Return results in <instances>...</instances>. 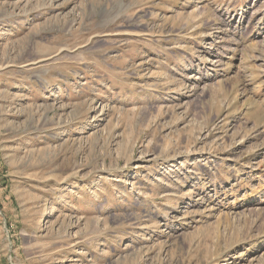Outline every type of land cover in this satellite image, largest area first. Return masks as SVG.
<instances>
[{
  "label": "rangeland",
  "instance_id": "374dc122",
  "mask_svg": "<svg viewBox=\"0 0 264 264\" xmlns=\"http://www.w3.org/2000/svg\"><path fill=\"white\" fill-rule=\"evenodd\" d=\"M0 264H264V0H0Z\"/></svg>",
  "mask_w": 264,
  "mask_h": 264
}]
</instances>
